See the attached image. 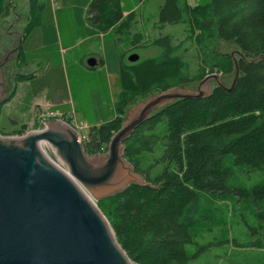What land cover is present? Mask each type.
Segmentation results:
<instances>
[{
  "label": "trees",
  "instance_id": "trees-1",
  "mask_svg": "<svg viewBox=\"0 0 264 264\" xmlns=\"http://www.w3.org/2000/svg\"><path fill=\"white\" fill-rule=\"evenodd\" d=\"M7 1L0 0V20ZM29 8L27 34L41 26L45 2L29 0ZM88 19L94 29L119 36L132 29L136 12L125 14L122 0H90ZM159 23H183L188 35L178 43L163 34L143 44L142 34H134L133 48L153 52L136 61L121 54L116 115L91 128L88 153L107 149L137 98L213 72L235 77L234 50L222 43L246 57H237L233 87L216 85L205 97L177 99L139 125L124 142L125 157L147 183H132L98 205L137 264H264V181H231L264 174V59L257 60L264 56V0H165ZM248 249L259 252L250 256Z\"/></svg>",
  "mask_w": 264,
  "mask_h": 264
},
{
  "label": "water",
  "instance_id": "water-1",
  "mask_svg": "<svg viewBox=\"0 0 264 264\" xmlns=\"http://www.w3.org/2000/svg\"><path fill=\"white\" fill-rule=\"evenodd\" d=\"M12 34L16 37L12 49L0 53V101H6L14 88L12 80L4 87L3 66L18 56L24 43L21 31ZM237 55L246 57L239 50L232 52L237 70L231 86L213 72L201 79L198 91L175 87L140 100L126 111L106 152L89 154L77 129L60 119H46L43 128L25 135L0 134V264H133L97 203L132 183H147L125 157L124 142L164 106L209 95L214 88L211 79L233 87L239 76ZM139 57L135 52L129 60ZM87 63L94 67L98 59L91 56ZM46 142L65 167L45 151Z\"/></svg>",
  "mask_w": 264,
  "mask_h": 264
},
{
  "label": "rangeland",
  "instance_id": "rangeland-1",
  "mask_svg": "<svg viewBox=\"0 0 264 264\" xmlns=\"http://www.w3.org/2000/svg\"><path fill=\"white\" fill-rule=\"evenodd\" d=\"M164 1L122 0L126 13L136 12V21L130 31L118 36L115 31L100 32L93 28L88 19L90 0H44L41 26L27 34L26 29L30 21L29 0H8L6 14L0 20V53L10 49L13 41L16 40L12 32L7 31L16 20L10 29L21 31L25 42L21 50L24 59L21 57L15 60V65L22 75L36 74L35 72L39 71L41 78L34 77L35 79L31 81L15 80V88L11 90L9 100L0 101L4 102L0 110V134L21 136L30 130L45 126L38 119L44 106L35 103L39 91L43 101H46V95H49L53 108L65 114L68 118L66 121L76 127L80 141L83 143L87 141L93 126L116 115V105L122 90L119 75L121 54L127 52L125 57L127 60L129 55L135 52L140 55L153 52L152 49L144 51L142 48H133L134 34H142L143 44H149L154 38L163 34H170L174 43H178L188 35L187 27L183 23H168L163 28L159 27V9ZM210 1L189 0V3L196 5ZM221 48L235 50V46L231 43H222ZM91 54L106 59L107 64L100 63L95 68H90L87 60ZM40 59L43 64L39 67L40 70H37L36 62L38 63ZM193 70H196L195 59ZM221 77L226 85L232 84L234 80V74ZM200 81L180 87L198 91ZM209 82L210 88L218 83L214 78ZM8 83L6 81L4 87ZM157 93L160 91L137 98L127 111L140 100ZM36 122H39V125H36ZM23 125L27 126L25 131L22 134L17 133ZM43 146L55 161L62 167L66 166L50 143L46 142ZM107 150L108 146L103 152ZM231 181L241 184L244 182L252 186L264 181V174L258 171L252 172L251 176H242L241 179L231 178ZM215 249L219 251V248L215 247ZM247 251L250 256L259 252L250 249ZM207 257L209 255L205 256ZM236 264L248 263L241 261Z\"/></svg>",
  "mask_w": 264,
  "mask_h": 264
},
{
  "label": "flooded vegetation",
  "instance_id": "flooded-vegetation-1",
  "mask_svg": "<svg viewBox=\"0 0 264 264\" xmlns=\"http://www.w3.org/2000/svg\"><path fill=\"white\" fill-rule=\"evenodd\" d=\"M13 32V31H11ZM23 34V33H22ZM12 36H14L12 34ZM24 39V36H23ZM14 42V41H13ZM25 42V41H24ZM24 45V43H23ZM13 47V46H12ZM12 49V48H10ZM22 47L19 49L18 51V56L16 58H13L12 60H10L9 62H7L6 64H4L3 66V73H4V78H5V82L8 80H12L13 83L15 82V80L22 75V72H20L17 68V66L15 65V60L20 59L21 58V53H22ZM15 88V85H14Z\"/></svg>",
  "mask_w": 264,
  "mask_h": 264
},
{
  "label": "crops",
  "instance_id": "crops-1",
  "mask_svg": "<svg viewBox=\"0 0 264 264\" xmlns=\"http://www.w3.org/2000/svg\"><path fill=\"white\" fill-rule=\"evenodd\" d=\"M125 14H127L126 13V11H125ZM90 57L91 56H95V57H97V59H98V64H100V63H103V64H107V60L106 59H101L99 56H97V55H95V54H91V55H89ZM89 57V58H90ZM36 64L38 65V68H37V70L39 69V67H41V65L43 64V63H41V59H40V61L37 63L36 62ZM97 64V65H98ZM96 65V66H97ZM95 66V67H96ZM90 67V66H89ZM40 70V69H39ZM36 74H37V76L35 77V78H41L40 76H39V71H36L35 72ZM48 75H49V73H48ZM34 78V79H35ZM34 79H31V80H34ZM30 80V81H31ZM42 91V90H41ZM46 101H43V99L41 98V92H39L38 91V93H37V96H36V102L35 103H38V104H41V106H47V105H50V106H52V107H54L53 105H52V103L50 102L51 100H50V97H49V95H46ZM66 118V119H65ZM51 119H60V120H63V121H66V120H68V118L65 116V114H64V119L62 118V117H59V118H51ZM67 122V121H66ZM74 126V125H73ZM42 127V126H41ZM75 127V126H74ZM76 128V127H75ZM45 143H43V145H44Z\"/></svg>",
  "mask_w": 264,
  "mask_h": 264
},
{
  "label": "built area",
  "instance_id": "built-area-1",
  "mask_svg": "<svg viewBox=\"0 0 264 264\" xmlns=\"http://www.w3.org/2000/svg\"><path fill=\"white\" fill-rule=\"evenodd\" d=\"M42 109L43 110L41 111L38 119L43 124H45L46 119L59 118V117H62L64 119V114H61V112L58 109H54L50 105H47Z\"/></svg>",
  "mask_w": 264,
  "mask_h": 264
},
{
  "label": "bare ground",
  "instance_id": "bare-ground-1",
  "mask_svg": "<svg viewBox=\"0 0 264 264\" xmlns=\"http://www.w3.org/2000/svg\"><path fill=\"white\" fill-rule=\"evenodd\" d=\"M41 146V145H40ZM60 166V165H59ZM61 167V166H60ZM62 168V167H61ZM63 169V168H62ZM133 264H136L135 262L131 261Z\"/></svg>",
  "mask_w": 264,
  "mask_h": 264
}]
</instances>
